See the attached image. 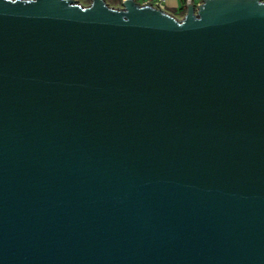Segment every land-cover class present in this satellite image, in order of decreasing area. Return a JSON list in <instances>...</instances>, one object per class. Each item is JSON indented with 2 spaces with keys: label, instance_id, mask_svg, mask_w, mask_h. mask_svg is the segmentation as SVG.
I'll list each match as a JSON object with an SVG mask.
<instances>
[{
  "label": "water",
  "instance_id": "1",
  "mask_svg": "<svg viewBox=\"0 0 264 264\" xmlns=\"http://www.w3.org/2000/svg\"><path fill=\"white\" fill-rule=\"evenodd\" d=\"M0 264H264V0H0Z\"/></svg>",
  "mask_w": 264,
  "mask_h": 264
},
{
  "label": "crops",
  "instance_id": "2",
  "mask_svg": "<svg viewBox=\"0 0 264 264\" xmlns=\"http://www.w3.org/2000/svg\"><path fill=\"white\" fill-rule=\"evenodd\" d=\"M79 3L83 5H87L90 3V0H77ZM107 4L113 7H119L121 6V3L123 0H105ZM138 3H151L153 5H157V0H135ZM194 2H199L201 0H193ZM164 10L167 12L175 15L176 17L183 16L185 12V3L182 0H163L161 3ZM178 13H177V12Z\"/></svg>",
  "mask_w": 264,
  "mask_h": 264
},
{
  "label": "built area",
  "instance_id": "3",
  "mask_svg": "<svg viewBox=\"0 0 264 264\" xmlns=\"http://www.w3.org/2000/svg\"><path fill=\"white\" fill-rule=\"evenodd\" d=\"M162 1L163 0H157V5H155V6L160 7V8H163L162 5H161ZM183 1H184L185 5H186V3H187L188 0H183ZM189 2H193L195 4H198L200 1L199 2H194L193 0H189Z\"/></svg>",
  "mask_w": 264,
  "mask_h": 264
},
{
  "label": "rangeland",
  "instance_id": "4",
  "mask_svg": "<svg viewBox=\"0 0 264 264\" xmlns=\"http://www.w3.org/2000/svg\"><path fill=\"white\" fill-rule=\"evenodd\" d=\"M177 12V11H176ZM178 13V12H177Z\"/></svg>",
  "mask_w": 264,
  "mask_h": 264
},
{
  "label": "trees",
  "instance_id": "5",
  "mask_svg": "<svg viewBox=\"0 0 264 264\" xmlns=\"http://www.w3.org/2000/svg\"><path fill=\"white\" fill-rule=\"evenodd\" d=\"M183 1V0H182Z\"/></svg>",
  "mask_w": 264,
  "mask_h": 264
}]
</instances>
